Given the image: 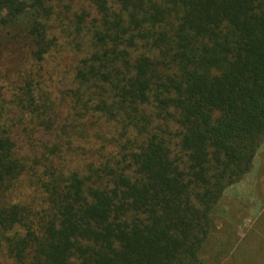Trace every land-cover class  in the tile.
Wrapping results in <instances>:
<instances>
[{
	"label": "trees",
	"instance_id": "1",
	"mask_svg": "<svg viewBox=\"0 0 264 264\" xmlns=\"http://www.w3.org/2000/svg\"><path fill=\"white\" fill-rule=\"evenodd\" d=\"M71 1L0 0V27L41 63ZM75 1L65 95L45 101L30 70L0 110V261L202 264L264 140V0Z\"/></svg>",
	"mask_w": 264,
	"mask_h": 264
},
{
	"label": "rangeland",
	"instance_id": "2",
	"mask_svg": "<svg viewBox=\"0 0 264 264\" xmlns=\"http://www.w3.org/2000/svg\"><path fill=\"white\" fill-rule=\"evenodd\" d=\"M71 6L62 20H58L63 24L62 33L57 28L62 36L61 47L41 63L29 60L23 41L15 37L14 30L7 33L0 27V110H5L2 116L7 120L12 107L9 100L30 70L38 83L36 91L45 101L54 104L60 95H65L78 50L77 42L66 33L74 30L73 20L80 10H90L75 0L71 1ZM67 111L64 109V113ZM70 115V121L84 133L81 136H86L90 142L102 141V135L92 134V124L75 121L73 109ZM62 121L60 119L59 123ZM76 144L84 143L77 141ZM70 149L74 160L80 159L84 152L74 146ZM258 151L252 170L235 186L227 188L213 209L214 224L200 254L202 264H264V140ZM23 191H27V187ZM0 264L8 263L1 260Z\"/></svg>",
	"mask_w": 264,
	"mask_h": 264
}]
</instances>
